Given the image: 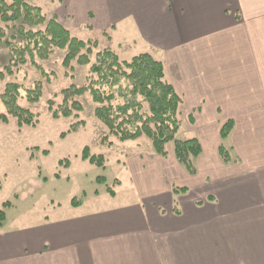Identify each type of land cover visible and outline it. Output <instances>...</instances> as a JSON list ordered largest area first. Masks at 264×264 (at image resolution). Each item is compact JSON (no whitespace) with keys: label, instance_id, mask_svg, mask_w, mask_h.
<instances>
[{"label":"crops","instance_id":"crops-1","mask_svg":"<svg viewBox=\"0 0 264 264\" xmlns=\"http://www.w3.org/2000/svg\"><path fill=\"white\" fill-rule=\"evenodd\" d=\"M49 2L67 29L161 61L201 154L190 175L173 152H140L127 159L129 189L31 223L5 219L0 264H264V0ZM221 142L236 160L223 161Z\"/></svg>","mask_w":264,"mask_h":264},{"label":"trees","instance_id":"trees-1","mask_svg":"<svg viewBox=\"0 0 264 264\" xmlns=\"http://www.w3.org/2000/svg\"><path fill=\"white\" fill-rule=\"evenodd\" d=\"M32 0H0V43L8 48L9 61L0 71V81L5 75H11L14 69L30 62L40 74L48 73L37 62L47 59L54 49H65L62 65L71 67V62L89 67L88 82L82 86L70 85L59 92L60 103L55 105L53 99L47 100V110L53 119L77 117L82 111L78 98L84 94L91 97L95 104L93 115L107 132L119 141L136 140L147 137L151 141L154 152L161 157H168L166 146L171 143L173 156L188 174L195 175L196 159L201 154V146L195 138L178 139L177 132L181 127L179 106L181 98L165 76L163 63L149 53H139L129 60H121L110 47H102L94 52L98 42L94 39L83 40L72 36L57 18L47 17L41 7L29 3ZM26 25L29 28H26ZM42 27V28H41ZM10 33L9 36L7 34ZM94 54V61L90 57ZM21 90L29 103H36L42 95V84L39 81L22 88L16 82L5 83L0 93V101L5 109L0 112V121L8 123L15 118L17 126L35 127L38 114L19 105ZM84 124L77 120L69 125L63 138L69 132H77ZM232 129L231 121H226L220 128V139L224 141ZM101 141L111 146L112 141L103 136ZM43 155L48 151L43 150ZM219 155L225 162L234 161L228 149L221 142ZM80 158L100 168L105 167L106 159L102 154H92L88 146H84ZM59 166L68 167L67 158L58 161ZM58 178V174L55 175ZM95 181L105 184L104 176H97ZM117 183V180H114ZM109 196L115 191L106 187ZM182 186H173L174 193L185 192ZM85 193L74 196L70 200L73 207L82 203ZM10 202H3L0 209V225L4 222L5 208Z\"/></svg>","mask_w":264,"mask_h":264},{"label":"rangeland","instance_id":"rangeland-1","mask_svg":"<svg viewBox=\"0 0 264 264\" xmlns=\"http://www.w3.org/2000/svg\"><path fill=\"white\" fill-rule=\"evenodd\" d=\"M29 3L41 7L46 16L55 17L64 26V20L58 18L55 6H49V0H32ZM1 25H5L0 23ZM26 28H29L26 25ZM42 28V27H41ZM72 36L81 37L78 30L68 29ZM88 30V29H87ZM98 36H97V35ZM86 32L87 36L93 35L98 42L94 52L106 46L109 38L101 34ZM10 33L7 34L9 36ZM101 35V36H100ZM81 39V38H80ZM85 40V39H83ZM141 46L126 45L124 50L116 52L119 59L129 60L132 56L145 52ZM66 54L65 49H54L47 59H36L38 64L48 73L45 77L34 66L27 62L13 70L11 75H5L0 81V93L5 83L16 82L26 88L34 82L42 84V95L38 102L29 103L24 98L21 90L19 105L38 114V124L35 127H18L15 118H9L8 123L0 121V209L3 202H10V207L5 208L6 221L26 224L39 221L40 217L53 215L57 206L59 211L65 213L70 208V200L74 196H81L82 192L93 198L95 192L102 197L109 198L106 187L122 192L131 185V170L127 167V159L138 153L148 156H157L151 141L147 137L136 140L119 141L107 132V129L93 115L95 104L88 94L78 98L82 104V111L77 117L53 119L47 110V100L53 99L55 105L60 103L59 92L70 85L82 86L88 82L89 67L71 62L69 68L62 65ZM94 61V54L90 57ZM9 61L8 48L0 43V71ZM5 109L0 101V112ZM77 120H83L77 132H69L61 138L60 133L65 132L69 125ZM181 120V118H180ZM185 128H180L177 138H187ZM106 136L112 141L111 146H106L101 141ZM84 146H88L90 153L102 154L105 167L100 168L83 161L80 153ZM168 156L172 155L173 146H166ZM48 151L43 155L42 151ZM67 158L69 166L58 165V161ZM58 174V178L55 175ZM97 176L106 178L105 184L95 181ZM114 180H118L117 183ZM56 207V208H54Z\"/></svg>","mask_w":264,"mask_h":264}]
</instances>
